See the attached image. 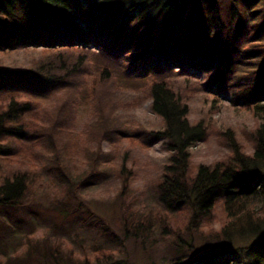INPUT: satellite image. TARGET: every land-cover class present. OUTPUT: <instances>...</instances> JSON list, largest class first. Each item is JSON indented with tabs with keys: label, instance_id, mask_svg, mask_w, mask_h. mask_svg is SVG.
I'll list each match as a JSON object with an SVG mask.
<instances>
[{
	"label": "trees",
	"instance_id": "obj_1",
	"mask_svg": "<svg viewBox=\"0 0 264 264\" xmlns=\"http://www.w3.org/2000/svg\"><path fill=\"white\" fill-rule=\"evenodd\" d=\"M180 1L182 4L172 18L162 22L157 43H152L155 26L178 0H0V207L3 213L15 210L22 196L40 180L36 166L41 161L50 164L46 175L58 181L63 197L68 193L63 183H72L76 176L72 177L69 171L78 167L71 157L74 149L78 150L79 146L85 155H90L89 163L95 159L106 162V154L98 157L84 147L88 140L97 142L88 131H82L83 136L84 132L87 134L83 138L75 135L74 105L88 98L84 89L87 76H91L93 81L88 91L92 98L97 97L91 101L95 121L103 125L110 121L113 107L108 105L107 82L113 81L112 73H120L124 78L136 79V88L144 94L143 98L150 100L151 112L163 123V131L150 134V139L166 140V150L171 153L170 165L161 169L162 178L156 184L161 202L171 208L189 204L195 211L192 219L201 225L209 224L207 219L213 208L221 203L228 219L220 231L223 239L247 234L257 239L247 251L251 256L249 261L226 255L200 264H264V96L261 92L264 61L258 62V69L253 70L247 88L238 97L258 120L252 153L244 154L234 147L231 161L199 166L191 179L187 178L188 149L204 139L205 130L200 123L193 125L188 121L186 99L189 98L169 83L171 77H176L202 82L205 88L217 87L218 94L225 92V81L231 75L229 69L237 61L239 49L254 48L249 40L263 30L264 23L247 19L244 24L247 41L239 43L237 37L229 35L235 18L234 1H230L231 16L219 9V0H213L215 5L206 7L207 18L193 16V21L182 26L174 18L181 16L186 3L199 11L201 0ZM128 19L135 20L131 29L126 26ZM240 30H235L238 35ZM71 37L78 40L71 41ZM88 46L98 48L93 51L103 60L95 68L86 64L89 56L84 51L90 50ZM260 46L258 50L264 51V45ZM36 52L39 55L33 56ZM18 55L23 56V61L15 60ZM28 56L30 60L22 66ZM118 59L123 60L124 71L113 64ZM7 60L11 61L10 65L6 64ZM120 78L115 77V82ZM147 80L151 82L145 84ZM105 126L100 135L95 133L100 126L93 131L99 141L110 131H105ZM59 143L69 149L63 166L59 165L60 152L56 146ZM126 177H122L123 188ZM74 186L84 194L92 185L80 181ZM56 200L55 204H59ZM68 207L69 204L60 206L59 212H67ZM90 224L107 232L106 225L97 221ZM99 253L101 258H106L105 250Z\"/></svg>",
	"mask_w": 264,
	"mask_h": 264
},
{
	"label": "rangeland",
	"instance_id": "obj_2",
	"mask_svg": "<svg viewBox=\"0 0 264 264\" xmlns=\"http://www.w3.org/2000/svg\"><path fill=\"white\" fill-rule=\"evenodd\" d=\"M219 1V9L230 16V1L235 2V18L229 27V35L246 44L244 24L247 19L264 23V0ZM211 3L215 5L213 0H201V12L195 10L193 4L186 3L181 16L174 20L182 26L193 21V16L207 18L206 7H211ZM181 4L178 0L164 12L152 33V43L159 39L162 22L169 21ZM134 21L127 20L128 29ZM239 28L240 35L235 31ZM70 40H78V37ZM249 42L254 48L250 51H245L247 47L239 49L238 59L229 69L231 75L225 81V92L218 94L217 87L205 88L202 82L170 78V86L189 98L186 99L188 121L193 125L200 123L205 130L204 139L194 142L188 149V179L195 176L199 166L231 161L234 147L244 154L253 151L258 120L242 106L243 101L238 97L252 78L253 70L258 69V62L264 61V51L258 50L259 45L260 48L264 45V28ZM88 48V52L84 51V55L89 56L86 64L95 68L103 60L94 52L98 48ZM38 55V52L33 54ZM127 56L131 58L129 54ZM30 58L28 56L22 66ZM15 60L23 61V56L18 55ZM122 61L118 59L113 63L119 71L125 70ZM10 63L7 60L6 64ZM112 75L113 81L109 79L107 83L110 90L108 105L113 110L110 121L104 123L105 131L110 130L104 138L99 141L95 135H100L104 125L96 123L94 118L91 101L97 97L92 98L88 91L93 81L91 76H87L84 89L88 98L74 105L75 135L80 134L83 138L87 134L84 132L83 136L82 131H88L90 138L97 142L88 140L84 147L98 157L106 154V162L95 159L89 163L90 155H85L79 146L78 150L74 149L71 157L78 167L77 170L69 168L72 177L76 176L72 183H63L68 190L64 197L58 181L46 175L50 164L39 162L36 171L41 178L22 196L16 209L5 214L0 207V264H200L226 255L249 261L251 256L247 251L257 239L250 234L223 239L220 231L228 219L221 203L213 208L207 219L209 224L201 225L192 219L195 211L189 204L171 208L161 202L156 194V184L162 178L161 169L170 165L171 153L166 150V140L150 139V134L163 131V123L151 112L150 100L143 98L144 94L136 88L135 78H124L120 73ZM115 77L121 78L115 82ZM150 82L147 80L145 84ZM261 92L264 96V89ZM248 97L252 98L251 95ZM60 144L56 146L60 152L59 165L63 166L69 149ZM124 176H127L125 188ZM80 181L92 185L84 194L74 186ZM55 199L60 203L55 204ZM68 204L67 212H59L60 206ZM92 221L106 225L107 232L92 226ZM102 249L107 252L106 258H101L99 251Z\"/></svg>",
	"mask_w": 264,
	"mask_h": 264
}]
</instances>
